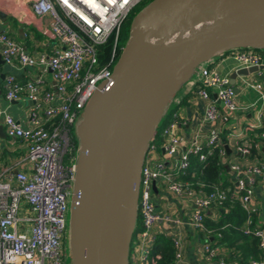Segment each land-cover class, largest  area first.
<instances>
[{
	"label": "built area",
	"instance_id": "built-area-1",
	"mask_svg": "<svg viewBox=\"0 0 264 264\" xmlns=\"http://www.w3.org/2000/svg\"><path fill=\"white\" fill-rule=\"evenodd\" d=\"M142 1L33 0L34 13L52 20L50 34L58 43L52 55L33 57L8 34L0 33L1 55L6 65L20 69L38 68L42 72L41 76L25 83L15 75H9L5 83L7 101L15 102L26 96L32 107L26 124L0 107L6 137L12 143L22 142L27 150L23 158L0 171V264H65L66 215L77 170V159L71 165L64 164V156L70 146V129L82 119L86 106L100 85L111 82L118 63L117 46L122 27ZM112 37L111 60L100 66L98 47ZM232 59L238 69L264 66L260 56L243 50L234 52ZM48 72L52 74L54 87L45 90L43 75ZM196 72L202 86H196L195 82L193 88L206 104L204 118L211 125L210 133L197 135L190 147L185 148L179 133L185 123L178 113L164 129L161 153L152 139L141 174L138 216L140 214L142 219V230L135 240L138 250L130 247L129 264H157L161 257L153 256V251L161 235L157 231L158 225L182 224L181 219L173 218L171 214L158 213L154 185L192 202L190 226L200 233L208 232L204 223L205 213L213 205L220 207L231 196L238 199L249 215L245 234L255 235L264 253V232L250 228L251 216L257 212L253 201L254 188L257 178L264 176V162L232 165L237 187L230 194L218 188L210 194L196 192L188 182L181 181L190 169L192 155L205 161V149L212 153L219 146L220 155H226L225 146L221 143V130L240 110L236 90L228 77L205 66ZM245 84L257 91L264 102L262 84ZM210 91L216 92V98ZM219 101L224 104L223 109ZM173 102L179 105L181 99L176 97ZM257 116L264 124V110H259ZM254 147L261 150L262 142ZM252 148L250 142L236 145L237 153L247 157L251 156ZM22 211L25 212L24 217L20 216ZM170 237L175 249L172 264H185L182 238L178 235ZM201 253L207 264H229L221 249L210 243L208 238L202 244ZM252 264H264V257L252 260Z\"/></svg>",
	"mask_w": 264,
	"mask_h": 264
},
{
	"label": "water",
	"instance_id": "water-1",
	"mask_svg": "<svg viewBox=\"0 0 264 264\" xmlns=\"http://www.w3.org/2000/svg\"><path fill=\"white\" fill-rule=\"evenodd\" d=\"M244 49L264 50V0H154L135 16L111 82L100 85L76 127L72 264H129L142 169L157 126L199 67ZM262 69H239L231 85ZM0 135L6 138L3 126Z\"/></svg>",
	"mask_w": 264,
	"mask_h": 264
},
{
	"label": "crops",
	"instance_id": "crops-1",
	"mask_svg": "<svg viewBox=\"0 0 264 264\" xmlns=\"http://www.w3.org/2000/svg\"><path fill=\"white\" fill-rule=\"evenodd\" d=\"M33 0H0V33H6L12 37L19 44L23 45L27 52L33 56L38 57L42 54L52 55L55 49L58 47V43L51 37L50 29L52 20L50 17L41 18L37 16L32 8ZM2 49L0 46V54ZM220 64L214 69H222L219 72L221 75L228 77L231 80V76L237 72L238 65L234 63L232 59V54L226 55L222 54L219 56ZM9 75H15L20 82H28L42 75V72L37 69H20L19 67L9 66L6 64L0 65V107L6 110L10 115H12L17 121L22 124H26L28 120L30 109L32 104L28 101L26 96H23L20 100L15 102H9L6 99L5 83ZM198 74L194 73L192 79L186 83L180 92L183 95L177 96L181 100L187 95H189V100L187 105L185 104L179 114L185 126L179 131L180 135L184 139V147L189 148L191 143L196 139L197 135L205 136L210 133L211 125L205 121L204 114L206 109L205 102L200 99L193 88L195 82L200 81L199 77H195ZM246 78H251L254 83L262 84L264 87V69L257 73L250 74L249 76H240L237 78V82L234 86L235 90L238 89V94H243L244 104H242L243 116L233 115L230 122L223 126L225 129L229 130L228 134V145L231 150V154L228 155L226 150V155L223 157V166L225 168L224 180L228 179L232 191L236 190V175L232 171L231 167L234 164L246 165L251 162L261 161L264 162V151L263 154L251 158V156L240 155L236 151V145L238 143H249L253 141V131L262 128L263 123L257 118L258 124L245 125L244 120H249L253 118V114L250 109L255 108V104L247 106L248 101L251 97L246 93V89L242 87V82L245 83ZM44 84L43 88L49 90L54 87V81L51 72L43 75ZM241 84L238 86V84ZM255 84V85H256ZM188 85V89L184 90L185 86ZM212 95L215 96L216 92L211 91ZM256 101L259 102L261 108L259 110H264V102L260 99V94L256 91ZM220 106V105H219ZM221 107V106H220ZM240 107V106H239ZM222 109L224 107H221ZM256 109V108H255ZM257 111V113H258ZM3 119H0V127L3 126ZM243 126L246 128L242 133L233 132L239 127ZM5 134V128H4ZM6 136V135H5ZM0 171L2 168L14 164L19 159L23 158L26 154V148L22 142L12 143L7 137L2 138L0 135ZM202 139V138H201ZM254 192V205L257 210L256 221L253 229H261L264 232V176L259 177L256 180ZM158 193H155L154 202L158 213L161 215L171 214L173 218L181 219L182 224L180 226L167 225L165 223H160L157 227L159 234L167 236L178 235L182 238L184 242L185 251V264H207L202 257L201 247L206 240L202 238L201 233L195 231L190 226V221L193 213V204L187 198L177 197L169 193L166 189L157 185ZM214 220L218 221L219 216L213 211H208ZM225 256H228L230 251L219 247ZM264 257V256H263ZM231 264H237L236 262Z\"/></svg>",
	"mask_w": 264,
	"mask_h": 264
},
{
	"label": "trees",
	"instance_id": "trees-1",
	"mask_svg": "<svg viewBox=\"0 0 264 264\" xmlns=\"http://www.w3.org/2000/svg\"><path fill=\"white\" fill-rule=\"evenodd\" d=\"M154 0H143L140 5L143 4L142 8L134 14L131 19L125 22L122 27L120 38L117 46V60L120 59L122 55V50L126 46L131 33V26L135 16L144 9L147 5L152 3ZM114 48V37L110 38L109 41L98 47V57L100 66H105L112 57ZM240 51V50H236ZM236 51L225 53L226 55L233 54ZM243 51L254 53L262 58L264 61V50L256 49H244ZM196 86H202V82L198 81ZM196 90V89H195ZM211 93V91H210ZM212 94V93H211ZM176 95L174 99L177 97ZM173 99V101H174ZM189 100V95L181 100L179 105H176L173 101L170 104L168 110L166 111L164 117L156 128L153 143L157 144L159 147V152L161 153V145L164 142L163 132L164 129L173 121L174 115L178 114L181 108ZM182 120V119H180ZM74 127V126H73ZM70 129L69 138L70 143L73 145V149H69L64 156V164L71 165L76 162L79 140L76 133L73 134L72 128ZM228 134L229 130L222 127L220 138L221 143L226 146L228 145ZM264 134V124L262 128L253 131V141L250 144L253 146L251 151V158H255L263 154L264 149V139L262 135ZM262 142V149L257 150L254 146L258 142ZM221 147L219 146L212 153H209L205 149L207 158L205 161H200V157L192 155L190 157L191 165L186 176L181 178V181L188 182L192 189L196 192L202 191L205 194H210L214 189L218 188L220 190L228 191L231 193L230 184L228 179L224 180L225 168L223 166V157L220 155ZM214 212L219 216V220L216 221L210 215V213H205V227L207 229L206 233H201L202 238H208L209 242L216 247H221L230 251L228 256H225L227 263H237V264H252V260H262L264 253L260 249L259 239L253 235L245 234L246 224L249 219L248 213L242 207V204L238 199H234L232 196L223 203L222 206L218 207L213 205L210 212ZM252 225L251 229L255 226L256 213L251 216ZM142 230V219L139 214L137 219V226L133 235L131 247L136 240L137 234ZM208 233V234H207ZM153 256H160L161 258L157 260V264H172L175 258V249L173 246V241L170 236L160 235L156 245L154 247Z\"/></svg>",
	"mask_w": 264,
	"mask_h": 264
},
{
	"label": "rangeland",
	"instance_id": "rangeland-1",
	"mask_svg": "<svg viewBox=\"0 0 264 264\" xmlns=\"http://www.w3.org/2000/svg\"><path fill=\"white\" fill-rule=\"evenodd\" d=\"M142 6H143V4L142 5H139L137 8H135L134 9V11L131 13V15L129 16V18H128V21L131 19V17L134 15V14H136L141 8H142ZM221 62H220V58H219V56H217V57H215L211 62H209V63H206V64H204V65H202V66H205V67H209V68H216V66L218 65V64H220ZM234 63H236L235 61H234ZM218 71L219 72H221L222 71V69H218ZM223 76V75H222ZM195 77H197V75L195 76ZM198 78V77H197ZM245 83H249V84H251V85H255L256 83H254V81L251 79V78H246L245 79ZM245 83H243L242 82V87L243 88H245L246 89V93H248L249 94V96L251 97V100L250 101H248V103H247V106H250V107H248V108H251V106L253 105V104H255V108H251L250 109V112L254 115L253 116V118L252 119H249V120H244V122L246 123L245 125H250L249 123H251V124H258V122H257V118H256V116H257V111H258V109H260L261 108V105L259 104V102H257V103H254L255 101H256V95H255V90L254 89H251L250 87H246V84ZM241 84L239 83L238 84V86H240ZM186 89H188V85H186L185 86V88H184V90H186ZM178 96H180V95H183V92H179L178 94H177ZM236 100H237V103H238V105L240 106V110L237 112V116H243L244 115V112H242V107L243 106H241L242 104H244V96H243V94H237V97H236ZM259 100H260V96H259ZM80 121H78V123H79ZM76 127H77V124L72 128V132H73V134H75L76 133ZM244 128H246V126L244 127L243 126V128L242 127H239L237 130H235V131H233V132H235V134L236 133H242L243 131H245L246 129H244ZM69 143H70V141H69ZM73 149V145H71V143H70V146H69V149ZM78 152H79V149H78ZM24 154H26V153H24ZM77 156H78V154H77ZM71 199H72V196L69 198V201H68V213H67V215H66V219H67V237H66V240H65V243H64V247H65V252H66V258L64 259V262H65V264H72V257H71V252H70V244H69V226H70V215H71V212H70V209H71ZM20 216L21 217H24L25 216V212L24 211H22L21 213H20ZM31 216H33V214L31 215ZM136 248H137V250H138V246H136V242H135V244H133V250L135 249L136 250Z\"/></svg>",
	"mask_w": 264,
	"mask_h": 264
}]
</instances>
